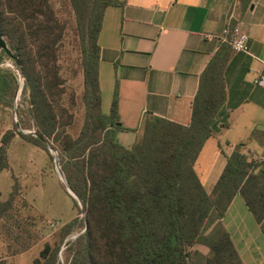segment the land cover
Wrapping results in <instances>:
<instances>
[{
	"label": "trees",
	"instance_id": "obj_1",
	"mask_svg": "<svg viewBox=\"0 0 264 264\" xmlns=\"http://www.w3.org/2000/svg\"><path fill=\"white\" fill-rule=\"evenodd\" d=\"M67 1L79 40L82 90L76 96L82 118L78 129L76 96L66 89L60 66L66 25L52 1L0 0V32L24 77L26 107L18 115L19 125L35 130L34 135L7 131L1 137L0 174L9 169L7 150L15 135L48 151L53 162L52 150L77 198L71 196L74 206L84 214L60 227L34 264H59L63 246L65 264H243L222 219L239 195L264 238V161L246 156L245 143L235 145L225 155V167L209 192L195 171L218 120L226 118L225 68L231 48L220 47L201 74L188 126L149 117L142 134L126 148L117 139L118 132L128 129L117 125L116 96L110 112H102L98 46L106 10L123 4ZM251 1L239 0L241 8L245 10ZM3 62L0 55V105L11 108L18 77L3 68ZM218 148L223 153L221 145ZM20 195L15 181L9 197L0 196V264L40 240L15 211L18 201L27 205ZM197 245L207 247L208 254L194 250Z\"/></svg>",
	"mask_w": 264,
	"mask_h": 264
},
{
	"label": "crops",
	"instance_id": "obj_2",
	"mask_svg": "<svg viewBox=\"0 0 264 264\" xmlns=\"http://www.w3.org/2000/svg\"><path fill=\"white\" fill-rule=\"evenodd\" d=\"M118 1L123 5L106 10L98 37L102 112H110L116 96L120 125L128 129L117 133L118 141L130 148L149 117L190 124L200 76L226 45L206 37L220 35L234 13L248 35L249 53L229 54L226 118L218 120L216 133L206 141L195 171L209 192L225 167V155H230L235 145L245 143L246 156L264 161V90L253 83L264 60V0H252L245 10L239 0ZM236 197L222 219L231 238L234 224L229 212ZM243 234L242 250L260 260L247 231ZM234 246L244 264L242 252Z\"/></svg>",
	"mask_w": 264,
	"mask_h": 264
},
{
	"label": "rangeland",
	"instance_id": "obj_3",
	"mask_svg": "<svg viewBox=\"0 0 264 264\" xmlns=\"http://www.w3.org/2000/svg\"><path fill=\"white\" fill-rule=\"evenodd\" d=\"M51 1L60 19L66 25L67 43L65 44V50H63L60 61L61 74L66 79L65 87L68 92H74L75 96H79L82 86L80 72H78L80 57L78 49L79 40L76 33L74 14L67 0ZM4 40L8 45L7 39L4 38ZM10 51L12 52L11 49ZM0 55L3 56L4 62L2 65L7 62L13 65L14 61L7 53L1 50ZM3 68L8 71L12 69L8 66H3ZM22 87L21 85L18 97L13 101L11 108L0 105V140L7 131L31 135L26 132L29 130V127L24 129L19 125L18 115L26 107V104L23 102ZM75 100L74 111L78 129L82 116L77 111L80 106L77 96ZM75 130L76 125L73 128V131ZM7 155L9 169L0 174L1 199L6 200L9 197L12 186L17 181L19 192L21 193L20 196H22L21 199L27 205L18 201L14 207L15 211L25 222L32 225L37 231L40 240L27 252L8 258L6 264H34L44 245L53 241L54 234L57 233L59 228L71 222L76 215H79V218L82 219L84 214L77 212L64 182L60 181L55 169L54 154H52L54 157L52 162L48 151L27 143L15 135L7 150ZM236 198L237 200L231 212H229L234 224L232 228V240L240 252H242L241 256L244 264H264V239L241 197L238 196ZM241 230L243 233L247 231L249 238L254 242V247L256 248L254 249L261 256L260 260L257 261L252 254L242 250L244 234ZM76 232L74 231L73 233ZM193 249L203 255H207L209 252V249L202 245H197ZM64 250L65 248L60 249L59 264H65L66 252Z\"/></svg>",
	"mask_w": 264,
	"mask_h": 264
},
{
	"label": "built area",
	"instance_id": "obj_4",
	"mask_svg": "<svg viewBox=\"0 0 264 264\" xmlns=\"http://www.w3.org/2000/svg\"><path fill=\"white\" fill-rule=\"evenodd\" d=\"M206 38L208 39H220L224 44H227L231 50L234 53H242V54H248V35L242 31L240 24L237 21V18L235 16L234 13H232L228 19V22L226 23V25L224 26L222 32L220 35L218 36H213V35H209ZM14 65V63H13ZM12 65V63L7 62L6 64H4V66H8L11 71H13L16 76L18 77V84L20 83V76L18 74V71L16 69V66L14 68V66ZM16 72H15V70ZM254 85L263 89L264 90V60L261 62V69L256 77V79L254 80ZM20 89H18L19 91ZM18 91L16 93L15 99L18 97ZM14 99V100H15ZM28 134L34 135L35 134V130L34 129H30L26 131ZM52 154H54L55 159L57 158V154L56 152L52 151ZM77 236L73 235L71 236L69 239H75ZM67 241V240H66ZM65 246L62 247V249H64Z\"/></svg>",
	"mask_w": 264,
	"mask_h": 264
},
{
	"label": "water",
	"instance_id": "obj_5",
	"mask_svg": "<svg viewBox=\"0 0 264 264\" xmlns=\"http://www.w3.org/2000/svg\"><path fill=\"white\" fill-rule=\"evenodd\" d=\"M4 38H5L4 35L0 32V51L3 50L14 61L15 66H16L17 71H18V74L20 76V83L18 84V89H20V86L21 85L23 86V83H24V77H23V74H22L21 66H20V63L18 62L17 58L14 56L13 52L10 51V49H9L6 41L4 40ZM117 125H120V124H117ZM50 152H51V150H50ZM55 169H56L61 181L64 182V184L66 186V190L68 191V193L74 199H77L75 194L70 190V188L67 186V184H66V182L64 180L63 174H62V172L60 170V165H59V162H58V158L55 159Z\"/></svg>",
	"mask_w": 264,
	"mask_h": 264
}]
</instances>
